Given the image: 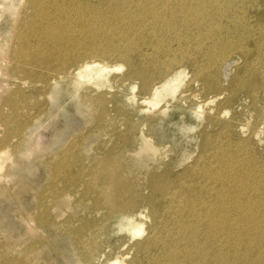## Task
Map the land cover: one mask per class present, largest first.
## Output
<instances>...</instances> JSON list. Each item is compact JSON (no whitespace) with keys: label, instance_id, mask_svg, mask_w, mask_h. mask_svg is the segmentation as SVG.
Here are the masks:
<instances>
[{"label":"rangeland","instance_id":"obj_1","mask_svg":"<svg viewBox=\"0 0 264 264\" xmlns=\"http://www.w3.org/2000/svg\"><path fill=\"white\" fill-rule=\"evenodd\" d=\"M27 1L16 0L15 9L5 13L0 2V264H122L121 259H125L123 264L139 263V259L142 264H147L137 245L159 233L158 228L168 243L172 244L178 238L175 248L181 247L180 264H194L195 260L200 264H264V0H143L142 6L138 7L135 6L137 0H116L117 3L115 0H94V3L93 0H57L64 5L57 12L55 7L51 10L54 13L50 28L52 37L40 40L41 34L27 31L25 43L20 40L21 33L29 28L40 29L33 25L39 18ZM88 1L99 5L95 8ZM194 5H201L198 9L203 10L201 20L209 21L201 22L199 26L197 20L200 17L197 19L195 15L193 26L190 24L186 30L181 23ZM150 9H158L168 18L176 13V34L181 41L172 42L177 60L157 76L155 71L147 74L132 72L130 63L121 59L119 53V50H130L131 47V51L134 47L142 48L149 53V59L143 61L138 54L131 53L132 59L137 65L142 62L153 64L150 57L159 52V44L156 40L149 41V31H140L147 47L142 37L134 45L131 41L135 33L131 30L136 20L134 16L146 14ZM125 30H130L128 39L117 34L120 31L126 33ZM163 33L165 35L158 33L160 38L168 35ZM45 40L49 42L44 43ZM52 44L60 45L62 54L57 49L58 52L53 54ZM76 52L82 57L76 56ZM64 53L73 60L69 61L64 73L70 71L73 76L56 80L54 76L66 67H62L65 56L60 58L61 61L58 59V54ZM72 55H75L74 59ZM169 56L174 58L165 53L160 59L164 61ZM77 57L81 61L86 58L110 67H122L113 69L109 76L106 74L99 82L107 88L100 89L86 81H77L74 68L81 62H76ZM216 59L218 62L214 61ZM153 67L158 68L156 72L163 68ZM178 72L183 73L179 87L172 93H163L157 101L153 100L149 89L160 87ZM64 73L61 75H66ZM150 80L153 82L148 88L146 83ZM142 133L150 138L148 143L141 141ZM148 144L157 149H150ZM101 170L109 182L99 179ZM91 171L98 174H90ZM111 181L125 186V191L118 192ZM260 183L263 184L260 186ZM176 206L180 207L179 212ZM127 210L128 215L140 211L147 219L142 221L137 216H130L123 221ZM122 222L127 226L144 223V235L131 238L127 230L120 227ZM188 226L183 235L181 231ZM209 243L216 245V250ZM208 249L211 252L206 251ZM187 250L192 253L183 257ZM117 260L119 262L115 263Z\"/></svg>","mask_w":264,"mask_h":264},{"label":"bare ground","instance_id":"obj_2","mask_svg":"<svg viewBox=\"0 0 264 264\" xmlns=\"http://www.w3.org/2000/svg\"><path fill=\"white\" fill-rule=\"evenodd\" d=\"M23 2L24 0H20V2ZM59 1V0H58ZM57 0H28L27 2L29 3V5L30 6H32V8H34L35 9V11H36V14L35 15H37V18H39L38 20H35V22H34V24L33 25H35L36 27L37 26H40V29H33V28H29V29H26L25 30V32H23V33H21L20 34V40H22V42H27L26 40H28V38H27V31H28V33H30V32H34V33H38V34H41V36H39L38 38H40V40H41V38L43 39V38H46V39H50L52 36V34L50 33V31H52L50 28L52 27V25H53V19H52V17H53V12L51 11L52 9H54V7L56 8V9H54L55 11L57 10V11H59V9L64 5V3H59ZM98 2H101L102 0H97ZM104 1V0H103ZM107 1H111V0H107ZM123 1V0H122ZM125 1V0H124ZM134 1V0H133ZM138 2L135 4V6L136 7H138V6H142V4H141V1H143V0H137ZM149 1V0H148ZM159 1V0H158ZM157 1V2H158ZM166 1V0H165ZM173 1V0H172ZM178 1V0H177ZM181 1H183V0H181ZM188 1V0H187ZM187 1H186V4H187ZM203 1V0H202ZM0 2H1V6H2V8L4 9V13L5 12H8V11H11V10H13V9H15V6H16V0H0ZM63 2V1H62ZM105 2V1H104ZM115 3H117L116 2V0L114 1ZM152 2H154V1H152ZM192 2V1H191ZM207 2V1H206ZM211 2H212V0H211ZM210 1H209V3H211ZM215 2H216V0H215ZM222 2H223V0H222ZM71 3V2H70ZM88 3L90 4V5H92V6H94L95 8H96V6H98L99 5V3H96V4H92V2L90 3L89 1H88ZM93 3H94V0H93ZM111 3V2H110ZM113 3V2H112ZM127 3H128V1H127ZM126 3V4H127ZM144 3H146V2H144ZM158 3H160V2H158ZM167 3V2H166ZM174 3V2H173ZM176 3V2H175ZM178 3V2H177ZM184 3V2H183ZM197 2H195V4H196ZM200 3V2H199ZM198 3V4H199ZM225 3V2H224ZM103 4V3H102ZM119 4V3H118ZM117 4V5H118ZM124 4V3H123ZM130 4V3H129ZM134 4V3H133ZM162 4V3H161ZM168 4V3H167ZM166 4V5H167ZM194 4V3H193ZM203 4V3H202ZM201 4V5H202ZM215 4V3H214ZM219 4V3H218ZM229 4V3H228ZM26 5H27V3H26ZM101 5V4H100ZM104 5V4H103ZM117 5H116V7H117ZM128 5V4H127ZM153 5V4H152ZM155 5V4H154ZM170 5H171V3H170ZM201 5H197L198 7H195V5L194 6H191L190 7V9L188 10V12H187V14L185 15V19L183 20V22L181 23V25H182V27H185L186 26V30H189V25L190 24H192L193 22H194V18H193V16H197V19H198V17H200L199 19L200 20H197V25H201V22H208L209 20H207L206 18H204V21L203 20H201V17L203 16L202 15V11L203 10H200V11H198V9H199V7L201 6ZM107 6V5H106ZM110 6V5H109ZM113 6H114V4H113ZM130 6V5H129ZM147 6V5H146ZM145 6V7H146ZM164 6V5H163ZM181 6V5H180ZM205 6V5H204ZM210 7V5H206V7ZM213 6V5H212ZM216 6V5H215ZM67 7H68V5H67ZM74 7V6H73ZM79 7V6H78ZM93 7V8H94ZM100 7V6H99ZM112 7V6H111ZM119 7V10H121L120 9V6H118ZM124 8H125V6H123ZM133 7V6H132ZM132 7H130V8H132ZM135 7V8H136ZM143 7H144V5H143ZM143 7H141L142 9H143ZM144 7V8H145ZM164 7H166V8H168L167 6H164ZM178 7V6H177ZM25 8V7H24ZM31 8V7H30ZM103 8V7H102ZM105 8V7H104ZM115 8V7H114ZM134 8V9H135ZM140 8V9H141ZM147 8V7H146ZM151 8V7H150ZM171 8H172V6H171ZM228 8V7H227ZM20 9V8H19ZM98 9V8H97ZM101 9V8H100ZM106 9V8H105ZM110 9V8H109ZM116 9V8H115ZM141 9V10H142ZM162 9V8H161ZM165 9V8H164ZM164 9H163V11H164ZM202 9V8H201ZM203 9H204V7H203ZM26 10V9H25ZM63 10V9H62ZM79 10V9H78ZM151 10V9H150ZM171 10H173V9H171ZM27 11V10H26ZM56 11V12H57ZM65 11V10H64ZM80 11V10H79ZM122 11H123V8H122ZM127 11V10H126ZM131 11V10H130ZM175 12H176V10H174ZM181 11V10H180ZM212 11V10H211ZM21 12V11H20ZM62 12V11H61ZM86 12V11H85ZM93 12H95V11H93ZM110 12H112V11H110ZM115 13H117L116 12V10L114 11ZM121 12V11H120ZM132 12V11H131ZM137 12H138V9H137ZM136 12V13H137ZM205 12H207L206 10H205ZM208 12H209V9H208ZM12 13V12H11ZM18 13H19V11H18ZM23 13V12H22ZM21 13V14H22ZM26 13V12H25ZM102 13H103V11H102ZM114 13V14H115ZM127 13H129V11H127ZM167 13V12H166ZM182 13V12H181ZM184 13V12H183ZM210 13V12H209ZM208 13V14H209ZM219 13V12H218ZM30 14H31V12H30ZM63 14V13H62ZM69 14V13H68ZM81 14V13H80ZM105 14V13H104ZM113 14V15H114ZM121 14V13H120ZM123 14V13H122ZM163 14V13H162ZM214 14H215V11H214ZM19 15H20V13H19ZM19 15H18V17H19ZM57 15H58V13H57ZM91 15V14H90ZM93 15V14H92ZM95 15V14H94ZM107 15V14H106ZM106 15H104V17L106 16ZM118 15V14H117ZM126 15V14H125ZM130 15V14H129ZM132 15H135V14H132ZM221 15V14H220ZM15 16V15H14ZM63 16V15H62ZM103 16V15H102ZM127 16H128V14H127ZM181 16V15H180ZM210 16H213V14L212 15H210ZM217 17H219L218 15H216ZM20 17H21V15H20ZM19 17V18H20ZM56 17V16H55ZM81 17V16H80ZM93 17V16H92ZM101 17V16H100ZM121 17V20L123 19L122 18V16H120ZM128 17H130V16H128ZM134 17H136V20L134 19V22L132 23V25H131V30H134L135 31V33L134 34H132V36H134V38H135V36H137L138 38L137 39H134L133 37V40H131L132 42H133V45L134 44H136V42L137 43H139L138 42V40L139 39H141V37L143 38V40H144V43H145V45H146V47H147V44H146V41H145V36H144V34H142L141 32L143 31L142 29H145V30H147V32L149 33V41H154L155 42V40L157 41V43L159 44L158 46H159V48L157 47V50L159 49V52H157V53H155L154 52V56L152 55V57H150V59L152 60V63L153 64H150V62L148 63V64H146V63H144V62H142V64L141 65H137V63H135V61L132 59V56L131 55H133L134 53L135 54H138L139 55V58H142L143 59V61H146V59L148 58V54L149 53H147V52H144L143 50H142V48H139V49H136L135 47H134V52L133 51H131V48L129 47V45H128V47L130 48V50H122V51H120L119 50V53L121 54L120 56H121V59L123 58V59H125V60H127L128 61V63H130V66H131V69H132V72L134 71L135 73H137V74H147V73H151V71H155V74H156V76L157 75H159L160 73H162V72H164V70H168V66H171V63L174 61L175 62V60H177V58L176 57H174L175 55H177L176 54V52H174L175 50L173 49V45H172V42L173 41H178L179 43L181 42L180 41V39H179V36H178V34H176V31H177V27H178V24L176 23V21H178L177 20V15H176V13H172L171 15H170V18H168V17H165V16H163V15H161V12H158V9L156 10H151L150 12H147L146 14H143V15H139L138 17L137 16H134ZM60 18V17H59ZM112 18V17H111ZM125 18V17H124ZM132 18H133V16H132ZM208 18V17H207ZM216 18V17H215ZM219 18H221V17H219ZM62 19V18H61ZM69 19V18H68ZM90 19H91V17H90ZM119 19V18H118ZM129 20H130V18H128ZM179 19V18H178ZM181 19V18H180ZM209 19H214V17H210ZM56 20V19H55ZM58 20H60V19H58ZM108 20V19H107ZM111 20V19H110ZM127 20V19H126ZM216 20L217 19H215V22H216ZM32 21H33V19H32ZM114 21V20H113ZM125 21V20H124ZM179 21H181V20H179ZM17 22V21H16ZM123 22V21H122ZM213 22V21H212ZM214 22V23H215ZM64 23V22H63ZM100 23V22H99ZM108 23V22H107ZM112 23V22H111ZM114 23V22H113ZM128 23V22H127ZM210 23V22H209ZM19 24H21V23H19ZM57 24V23H56ZM101 24H103V23H101ZM129 24V23H128ZM22 25V24H21ZM67 25V24H66ZM99 25V24H98ZM107 25V24H106ZM110 24H108V26H109ZM116 25V24H115ZM207 25V24H206ZM211 25V24H210ZM219 25V24H218ZM87 26V25H86ZM104 26V25H103ZM107 26V27H108ZM120 26V25H119ZM118 26V27H119ZM125 25H123V27H124ZM129 26V25H128ZM127 26V27H128ZM191 26H193V24L191 25ZM198 26V27H199ZM18 28H19V26H17ZM57 27V26H56ZM94 27V26H93ZM144 27V28H143ZM209 27V26H208ZM211 27V26H210ZM216 27H217V25H216ZM28 28V27H27ZM99 28V27H98ZM114 28V27H113ZM200 28V27H199ZM205 28H206V26H205ZM220 28V27H219ZM20 29V28H19ZM56 29V28H55ZM97 29V28H96ZM95 29V30H96ZM125 29V28H124ZM130 29V28H129ZM193 29V28H192ZM198 29V28H197ZM101 30V29H100ZM103 30V29H102ZM108 30V29H107ZM111 30V29H110ZM119 30V29H118ZM117 30V31H118ZM182 30V29H181ZM191 30V29H190ZM194 30V29H193ZM38 31H40V32H38ZM98 31V30H97ZM112 31V30H111ZM126 31V30H125ZM128 31H130V30H128ZM128 31H126V33L124 32V31H120V32H118L117 34L119 35V34H121V35H123L126 39H128L129 37H127L128 35H127V32ZM133 31V32H134ZM141 31V32H140ZM192 31V30H191ZM19 32V31H18ZM91 32H94V31H91ZM99 32V31H98ZM108 32V31H107ZM115 31H114V29H113V32L112 33H114ZM163 32H166L168 35L167 36H165V37H159V35H158V33H162L163 35H165ZM43 33V34H42ZM106 33V32H105ZM129 33V32H128ZM141 33V34H140ZM144 33V32H143ZM189 33V32H188ZM199 33V32H198ZM197 33V34H198ZM210 33V32H209ZM208 33V34H209ZM16 34V33H15ZM61 34V33H60ZM91 34V33H90ZM94 36H95V34L94 33H92ZM108 34V33H107ZM174 34V35H173ZM183 34V33H182ZM196 34V35H197ZM200 34V33H199ZM204 34V33H203ZM210 34H212V33H210ZM87 35V34H86ZM92 35V36H93ZM112 34H110V36H111ZM115 35V34H114ZM181 35V34H180ZM187 35V34H186ZM32 36V35H31ZM38 36V35H37ZM92 36H91V38H92ZM97 36H99V35H97ZM109 36V37H110ZM113 36V35H112ZM65 37H67V36H65ZM69 37V36H68ZM79 37V36H78ZM86 37V36H85ZM96 37V36H95ZM103 37V36H102ZM114 37V36H113ZM113 37H110V38H113ZM118 37V36H117ZM121 37V36H120ZM120 37H119V39H120ZM207 37V36H206ZM100 38V37H99ZM98 38V39H99ZM105 38V37H104ZM110 38H108V39H110ZM181 38V37H180ZM194 38V37H193ZM200 38V37H199ZM223 38V37H222ZM68 39V38H67ZM70 39V38H69ZM80 39V38H79ZM78 39V40H79ZM92 39H95V38H92ZM92 39H90V40H92ZM107 39V38H106ZM122 39V38H121ZM185 39V38H184ZM15 40H16V37H15ZM63 40H65V39H63ZM86 40V39H85ZM89 40V39H88ZM101 40V39H100ZM104 40V39H103ZM148 40V39H147ZM187 40V39H186ZM199 40V39H198ZM32 41V40H31ZM34 41V40H33ZM60 41H62V40H60ZM59 41V42H60ZM109 41V40H108ZM113 41V40H112ZM115 41V40H114ZM119 41V40H118ZM130 41V42H131ZM197 41V40H196ZM44 43H46V42H49V41H47V40H45V41H43ZM55 42V41H54ZM53 42V43H54ZM86 42V41H85ZM88 42V41H87ZM95 42V41H94ZM100 42V41H99ZM123 42V41H122ZM17 43V42H16ZM63 43V42H62ZM78 43V42H77ZM90 43V42H89ZM102 43V42H101ZM105 43V42H104ZM121 43V42H120ZM119 43V44H120ZM124 43V42H123ZM123 43H121V45L123 44ZM141 43H142V41H141ZM177 43V42H176ZM187 43V42H186ZM185 43V44H186ZM189 43V42H188ZM192 43V42H191ZM190 43V44H191ZM20 44V43H19ZM85 44V43H84ZM83 44V45H84ZM110 44V43H109ZM112 42H111V46H112ZM127 44V43H126ZM125 44V45H126ZM131 44V43H130ZM163 44H166V45H163ZM175 44V43H174ZM194 44V43H193ZM69 45V44H68ZM79 45V44H78ZM82 45V46H83ZM97 45V44H96ZM102 45H103V43H102ZM108 45V44H107ZM121 45H118V46H121ZM132 45V46H133ZM138 45V44H137ZM136 45V46H137ZM157 45V44H156ZM176 45V44H175ZM179 45H181V44H179ZM192 45V44H191ZM47 47H49L48 45H46ZM88 46V45H87ZM101 46V45H100ZM99 46V47H100ZM149 46V45H148ZM151 46V45H150ZM173 46V47H172ZM195 46V45H194ZM51 49H52V51H53V54H55V51H56V49L59 51V53H61L62 54V52H61V46L59 45V46H57V45H54V44H52L51 45ZM64 47V46H63ZM66 47H68V46H66ZM65 47V48H66ZM73 47V46H72ZM72 47L70 48V49H72ZM80 47H81V44H80ZM93 47V46H92ZM114 47H115V45H114ZM127 47V46H126ZM154 47V46H153ZM176 47H178V46H176ZM184 46H182V47H180V50H182V48H183ZM193 47V46H192ZM18 48V47H17ZM16 48V49H17ZM86 48V47H85ZM94 48V47H93ZM92 48V49H93ZM103 48V47H102ZM106 48V47H105ZM104 48V49H105ZM161 48H163V51H161L162 49ZM188 48H190V47H188ZM87 49V48H86ZM106 49H109V48H106ZM117 49H119V48H117ZM151 49V48H150ZM177 49V48H176ZM22 50V49H21ZM67 50V49H66ZM74 50V49H73ZM103 50V49H102ZM116 50V49H115ZM114 50V51H115ZM186 50H187V48H186ZM2 51V50H1ZM27 51V50H26ZM58 51H56V52H58ZM100 51L101 50H99V54H100ZM147 51V50H146ZM179 51V50H178ZM185 51V50H184ZM43 52V51H42ZM67 52V51H66ZM72 52V51H71ZM74 52V51H73ZM80 52V51H79ZM85 52V51H84ZM87 52H88V50H87ZM92 52V51H91ZM97 52V51H96ZM105 52H107L106 50H105ZM104 52V53H105ZM182 52V51H181ZM261 52H262V50H261ZM25 53V52H24ZM27 53V52H26ZM25 53V54H26ZM82 53V52H81ZM98 53L96 54L97 56H98ZM112 53V52H111ZM115 53V52H114ZM131 53H133V54H131ZM165 53L167 54V55H173V59H171L170 58V56H169V58H164L165 60L164 61H162L160 58H163L162 57V55L164 54L165 55ZM30 54V53H29ZM61 54H58V56H59V58L58 59H60V58H62L63 56H65V58L63 57V63H62V67H65V68H62L63 69V71L61 72V73H59V75H55L54 76V78H56V80H60V79H62V78H65L66 76L67 77H69V76H73V75H70V71L69 72H66V73H64L65 72V69H67L68 68V64H69V61L71 60L70 59V57L69 56H66L65 55V53H64V55H61ZM76 54H77V52H76ZM89 54V53H88ZM87 54V55H88ZM91 54H93V53H91ZM109 54H110V52H109ZM152 54V53H151ZM150 54V55H151ZM182 54H183V52H182ZM182 54H180V55H182ZM184 54H185V52H184ZM86 55V54H85ZM85 55H84V57H85ZM149 55V56H150ZM44 56V55H43ZM53 56V55H52ZM73 56V55H72ZM76 56H79V53L76 55ZM92 56V55H91ZM100 56V55H99ZM103 56V55H102ZM105 56V55H104ZM115 56V55H114ZM117 56V55H116ZM115 56V57H116ZM119 56V57H120ZM179 56V55H178ZM177 56V57H178ZM9 57V56H8ZM74 57H75V55L72 57V59H74ZM82 57V55L80 54V56H79V58H81ZM94 57V56H93ZM114 57V58H115ZM118 56H117V58H119ZM136 57V56H135ZM33 58H34V56H33ZM107 58V57H106ZM182 58V57H181ZM217 58H218V56H217ZM35 59V58H34ZM39 59H40V57H39ZM86 59V58H85ZM80 60V59H78V57H77V61L76 62H78V60H80L81 62L76 66V68H74L75 70V72H74V75H76V76H78V79L79 80H77L78 82H84V81H86V82H88V83H91V85L93 86V85H96L98 88H100V87H102L103 85L99 82L100 80H102L104 77H106V74H108L109 72H112V70L113 69H115V70H118V69H120L122 66H114V67H110L109 65H107L106 63H102V62H97V61H88V60ZM149 59V58H148ZM7 61H8V58L6 59ZM6 60H4V61H6ZM32 60V59H31ZM36 60V59H35ZM60 61H61V59H60ZM71 61H73V60H71ZM181 61V60H180ZM214 61H216V62H218L217 61V59L216 60H214ZM42 62V61H41ZM75 62V61H74ZM73 62V63H74ZM176 62H178V61H176ZM7 63V62H6ZM59 63H61V62H59ZM58 63V64H59ZM143 63H144V65H143ZM41 64V63H40ZM77 64V63H76ZM47 65V64H46ZM72 65V64H71ZM45 66V65H44ZM153 66H156V67H159V66H161V67H163V68H161V70L159 71V72H156L157 71V69L158 68H154ZM49 67V66H48ZM262 68H264V67H262ZM264 70V69H263ZM59 71V70H58ZM262 71V70H261ZM66 74V75H61V74ZM154 73V72H153ZM264 73V72H263ZM58 74V73H57ZM183 73L182 72H178L174 77H172V78H168V79H166L164 82H163V84L160 86V87H154L153 89L151 88V89H149L150 90V93H152V95H153V100H155V101H157L158 100V98L160 97V96H162V94L163 93H167V94H169V93H172V92H174L178 87H179V85H180V77H181V75H182ZM110 74H108V76H109ZM107 76V77H108ZM52 77V76H51ZM148 79H149V77H148ZM104 80V79H103ZM108 81H109V79H108ZM104 82V81H103ZM152 82H153V80H150L149 82H147L146 83V85H149L148 86V88L150 87V85L152 84ZM50 83H52V82H50ZM54 83V82H53ZM107 83V82H106ZM110 83V82H109ZM111 84V83H110ZM52 86V85H51ZM50 86V87H51ZM55 86V85H54ZM81 87H83V86H81ZM104 87H106V86H104ZM104 87H102V89H104ZM111 87V86H110ZM97 88V89H98ZM107 88V87H106ZM101 89V88H100ZM108 89H110V88H108ZM55 93V92H54ZM58 102V101H57ZM144 102H146V101H144ZM213 138V137H212ZM228 138V137H227ZM141 141L143 142V143H148L149 142V137H147V136H145L143 133L141 134ZM211 140V139H210ZM214 143V142H213ZM37 144V143H36ZM214 144H216V143H214ZM148 146H150L149 144H148ZM214 146V145H213ZM219 146V145H218ZM222 147V146H221ZM223 147H225V146H223ZM228 147V146H227ZM230 147V146H229ZM211 148V147H210ZM213 148H215V147H213ZM217 148V147H216ZM220 148V147H219ZM150 149H152V150H156L157 148H155L154 146H150ZM232 149V148H231ZM218 150V149H217ZM249 150V149H248ZM221 151V150H220ZM223 151L225 152V149H223ZM155 152V151H154ZM153 152V153H154ZM213 152V151H212ZM232 153H234L233 151H231ZM64 153V152H63ZM209 153V152H208ZM219 153H221V152H219ZM229 153H230V151H229ZM67 154V153H66ZM213 154V153H212ZM227 154V153H226ZM211 155V154H210ZM232 155H234V154H232ZM62 156V155H61ZM214 156V155H213ZM229 156H231L230 154H229ZM240 156V155H239ZM216 157V156H215ZM217 157H218V155H217ZM216 157V158H217ZM227 157V156H226ZM224 158V157H223ZM240 158H241V156H240ZM207 159V158H206ZM209 159V158H208ZM222 159V158H221ZM220 159V160H221ZM219 160V159H218ZM238 160V156H236V161ZM55 161V160H54ZM61 161V160H60ZM203 161H204V158H203ZM223 161V160H222ZM228 161H229V159H228ZM232 161V160H231ZM210 162V161H209ZM215 162V161H214ZM224 162V161H223ZM233 162V161H232ZM55 163V162H54ZM199 163V162H198ZM207 163V162H206ZM216 163H218V162H216ZM221 163V162H220ZM227 163V162H226ZM225 163V164H226ZM237 163H238V161H237ZM243 163V162H242ZM245 163V162H244ZM56 164V163H55ZM211 164V163H210ZM209 164V165H210ZM224 164V163H223ZM222 164V165H223ZM228 164V163H227ZM236 164V163H235ZM241 164V163H240ZM209 165H208V168H210L209 167ZM233 164H231V168L233 167L232 166ZM236 165H238V168H239V164H236ZM246 165V164H245ZM251 165V164H250ZM67 166V165H66ZM207 166V165H206ZM206 166H204V168L206 167ZM216 166V165H215ZM220 166V165H219ZM226 166V165H225ZM197 167V166H196ZM54 168V167H53ZM69 168V167H68ZM199 168V167H198ZM202 168V170H203V166L201 167ZM221 168V167H220ZM245 169H246V167H244ZM57 169V168H56ZM211 169V168H210ZM213 169V168H212ZM211 169V170H212ZM217 169V168H216ZM233 169V168H232ZM241 169V168H240ZM250 169V168H249ZM67 170V169H66ZM210 170V171H211ZM219 170V169H218ZM217 170V171H218ZM223 170H224V168H223ZM243 170V169H242ZM198 171H200L201 172V170L200 169H198ZM220 171H221V169H220ZM229 171H230V169H229ZM263 171V170H262ZM59 172V171H58ZM94 172H96V171H91L90 172V174H93ZM199 172V173H200ZM242 173H243V171H241ZM246 172H247V170H246ZM251 172V171H250ZM68 173V172H67ZM66 173V174H67ZM97 173V172H96ZM197 173V172H196ZM203 173V172H202ZM201 173V175H203ZM213 173H215V172H213ZM220 173V172H219ZM239 173H240V171H239ZM238 173V174H239ZM241 173V174H242ZM244 173H245V171H244ZM243 173V174H244ZM262 173V172H261ZM98 174V173H97ZM209 174V173H208ZM223 174V173H222ZM221 174V175H222ZM237 174V173H236ZM248 174V173H247ZM220 175V174H219ZM263 175V174H262ZM54 176H55V174H54ZM98 176H99V179L101 180V181H104V182H107L108 180V176L104 173V171L103 170H101V172L98 174ZM210 176H211V174H210ZM218 176V175H217ZM240 176V175H239ZM242 176H244V175H242ZM71 177V176H70ZM203 177V176H202ZM202 177H199V178H201L202 179ZM216 177V176H215ZM59 178V177H58ZM211 178H212V176H211ZM220 178V177H219ZM219 178H217V179H219ZM239 178V177H238ZM264 177H262V179H263ZM188 179V178H187ZM193 179V178H192ZM205 179V178H204ZM203 179V180H204ZM56 180V179H55ZM199 180V179H198ZM239 180V179H238ZM182 181V180H181ZM208 181H210V180H208ZM241 181V180H240ZM53 182H55V181H53ZM109 182V181H108ZM174 182V181H173ZM188 182V181H187ZM193 182V181H192ZM199 182V181H198ZM203 182V181H202ZM206 182V181H205ZM235 182V181H234ZM262 182V181H261ZM204 183V182H203ZM82 184V183H81ZM111 185H112V187L113 188H115L118 192L119 191H125V189H126V187L125 186H123V185H119L118 183H116L115 181H111V183H110ZM209 184H211V183H209ZM231 184V183H230ZM263 184V183H262ZM261 183H260V186L262 185ZM56 185V184H55ZM54 185V186H55ZM193 185V184H192ZM196 185V184H195ZM228 185V184H227ZM232 185V184H231ZM234 185H236V184H234ZM190 186V185H189ZM188 186V187H189ZM206 186V185H205ZM243 186V185H242ZM262 186H264V185H262ZM167 187H169V186H167ZM200 187H202L201 186V183H200ZM199 187V188H200ZM228 187V186H227ZM226 187V188H227ZM256 187V186H255ZM186 188V187H185ZM231 188V187H230ZM236 187H234V189H235ZM244 189H245V187H243ZM52 189V188H51ZM169 189V188H168ZM174 189V188H173ZM182 189H183V187H182ZM202 189V188H201ZM217 189H219V188H217ZM242 189V188H241ZM256 189V188H255ZM165 190V189H164ZM186 190V189H185ZM206 190H207V187H206ZM211 190V189H210ZM229 190V189H228ZM237 190H238V188H237ZM240 190V189H239ZM254 190V189H253ZM52 191V190H51ZM171 191V190H170ZM173 191V190H172ZM195 191H196V189H195ZM201 191V190H200ZM212 191V190H211ZM214 191H216V190H214ZM220 191V190H219ZM223 191V190H222ZM221 191V192H222ZM80 192V191H79ZM165 192V191H164ZM175 192V191H174ZM186 192H187V190H186ZM218 192V191H217ZM224 192V191H223ZM235 192V191H234ZM51 193V192H50ZM56 193V192H55ZM166 193V192H165ZM181 193V192H180ZM189 193V192H188ZM194 193H196V192H194ZM199 193V192H198ZM210 193V192H209ZM241 193V192H240ZM240 193H238V194H240ZM57 194V193H56ZM56 194H54V195H56ZM68 194V193H67ZM170 194V193H169ZM182 194V193H181ZM206 194V193H205ZM217 194V193H216ZM216 194H213V195H216ZM234 194V193H233ZM237 194V195H238ZM242 194V193H241ZM65 195V194H64ZM171 195V194H170ZM184 196H185V193L183 194ZM208 195V194H207ZM213 195H211V196H213ZM221 195H223V194H221ZM244 195V194H243ZM179 196V195H178ZM191 196V195H190ZM201 197V195H198V197ZM218 196V195H217ZM67 197V196H66ZM69 197V196H68ZM159 197H161V196H159ZM170 197V196H169ZM186 197V196H185ZM185 197H184V199H185ZM199 197V198H200ZM221 197V196H220ZM223 197V196H222ZM232 197V196H231ZM233 197H235V195L233 196ZM241 197V196H240ZM247 197H248V195H247ZM53 198H54V196H53ZM106 198V197H105ZM175 198V197H174ZM174 198H172V199H174ZM187 198V197H186ZM205 198V197H204ZM212 198V197H211ZM237 198V197H236ZM71 199V198H70ZM159 199V198H158ZM164 199V198H163ZM178 199V198H177ZM183 199V198H182ZM188 199V198H187ZM213 199V198H212ZM221 199V198H220ZM223 199V198H222ZM241 199V198H240ZM242 199H244V198H242ZM250 199V198H249ZM43 200V199H42ZM165 200V199H164ZM192 200V199H191ZM202 200V199H201ZM200 200V201H201ZM203 200H205V199H203ZM210 200V199H209ZM214 200V199H213ZM217 200V199H216ZM235 200V199H234ZM256 200V199H255ZM254 200V201H255ZM179 201H180V199H179ZM181 201H183V200H181ZM189 201V200H188ZM194 201V200H193ZM199 201V200H198ZM253 201V200H252ZM43 202V201H42ZM132 202H134V201H132ZM173 202V201H172ZM176 202V201H175ZM186 202V201H185ZM204 202H207L206 200L204 201ZM213 202V201H212ZM215 202V201H214ZM213 202V203H214ZM218 202H220L219 200H218ZM226 202V201H225ZM224 202V203H225ZM232 202H233V200H232ZM246 202V201H245ZM59 203V202H58ZM201 203V202H200ZM200 203L198 204V205H200ZM216 203V202H215ZM222 203V202H221ZM237 203H238V201H237ZM236 203V204H237ZM256 203V202H255ZM131 204V203H130ZM169 204H171V203H169ZM174 204V203H173ZM172 204V205H173ZM179 204V203H178ZM187 204V203H186ZM185 204V205H186ZM201 204H203V203H201ZM210 204V203H209ZM212 204V203H211ZM218 204V203H217ZM216 204V205H217ZM229 204V203H228ZM233 204V203H232ZM235 204V205H236ZM165 205V204H164ZM188 205V204H187ZM186 205V206H187ZM194 205H195V203H194ZM213 205V204H212ZM212 205H211V207H212ZM220 205V204H219ZM234 205V206H235ZM238 205H239V203H238ZM238 205L236 206V207H238ZM244 205V204H243ZM157 206H158V204H157ZM170 206V205H169ZM178 206V205H177ZM176 206V207H177ZM185 206V207H186ZM201 206H203V205H201ZM227 206V205H226ZM245 206V205H244ZM252 206V205H251ZM129 207V206H128ZM190 207V206H189ZM195 207V206H194ZM204 207H205V205H204ZM209 207V206H208ZM233 207V206H232ZM248 207H249V205H248ZM158 208V207H157ZM167 208V207H166ZM165 208V209H166ZM178 208V212H179V208L180 207H177ZM184 208V207H183ZM190 208H192V206L190 207ZM202 209H203V207H201ZM200 208V209H201ZM206 209H207V207H205ZM224 208H225V206H224ZM240 208V207H239ZM250 208V207H249ZM129 209V208H128ZM174 209V208H173ZM182 209V208H181ZM188 209V208H187ZM194 209H196V207L194 208ZM200 209H198V210H200ZM210 209V208H209ZM229 209V208H228ZM230 209H232V208H230ZM244 209V208H243ZM245 209H247V208H245ZM122 210H125L124 208L122 209ZM157 210V209H156ZM183 210V209H182ZM211 210V209H210ZM234 210V209H233ZM232 210V211H233ZM239 210H241V209H239ZM249 210V209H248ZM41 211V210H40ZM175 211V210H174ZM176 211V212H177ZM191 211V210H190ZM195 211V210H194ZM203 211V210H202ZM202 211L200 212L201 214H202ZM208 211V210H207ZM228 211H230V210H228ZM242 211V210H241ZM245 211V210H244ZM128 210H127V213L123 216V218H122V220L123 221H126L127 219H129V217L130 216H137V218H139L140 220H142V221H144L145 219H147V216L146 215H144V214H142V212H136V213H133V214H129L128 215ZM159 212V211H158ZM172 212V211H171ZM171 212H170V216H172L171 215ZM192 212H193V210H192ZM191 212V213H192ZM224 212V211H223ZM163 213V212H162ZM169 213V212H168ZM173 213V212H172ZM189 213V212H188ZM191 213H190V216H192L191 215ZM194 213V212H193ZM195 213H197V212H195ZM206 213V212H205ZM227 213V212H226ZM242 213L243 212H241V216L240 217H242ZM247 213H249V212H247ZM259 213V212H258ZM34 214V213H33ZM175 214H177V213H175ZM183 214V213H182ZM200 214V215H201ZM207 214V213H206ZM209 214V213H208ZM212 214V213H211ZM228 214H229V212H228ZM237 214V213H236ZM239 214V213H238ZM35 215V214H34ZM178 215V214H177ZM184 215V214H183ZM195 215V214H194ZM223 215H224V213H223ZM247 215V214H246ZM166 216H167V214H166ZM175 216V215H174ZM180 216V215H179ZM182 216V215H181ZM189 216V217H190ZM225 216V215H224ZM230 216V215H229ZM228 216V217H229ZM232 216V215H231ZM234 216V215H233ZM120 217V216H119ZM162 217V216H161ZM177 217V216H176ZM187 217V216H186ZM194 217V216H193ZM192 217V218H193ZM198 217V216H197ZM200 217V216H199ZM198 217V218H199ZM204 217H205V215H204ZM235 217V216H234ZM247 217H250V216H247ZM29 218V217H28ZM31 219H32V216L30 217ZM116 218V217H115ZM180 218H182V217H180ZM207 218V217H206ZM230 218V217H229ZM25 219V218H24ZM144 219V220H143ZM166 219V218H165ZM168 219V218H167ZM175 219V218H174ZM183 219H186V218H184L183 217ZM183 219H181V220H183ZM187 219H189V218H187ZM240 219V218H239ZM190 220V219H189ZM192 220V219H191ZM190 220V221H191ZM195 220V219H194ZM197 220V219H196ZM226 220H227V218H226ZM31 221V220H30ZM34 220L32 219V222H33ZM167 221V220H166ZM166 221H164V222H166ZM172 221V220H171ZM175 221V220H174ZM219 221V220H218ZM224 221V220H223ZM163 222V223H164ZM176 222V221H175ZM182 222V221H181ZM187 222V221H186ZM25 224H26V222H24ZM189 223V222H188ZM191 223H194V224H196L195 222H191ZM202 224H203V222H201ZM218 223V222H217ZM35 224V223H34ZM179 224V223H178ZM185 224V223H184ZM219 224H220V222H219ZM224 224V223H223ZM228 224V223H227ZM253 224V223H252ZM26 225H28V224H26ZM144 223H141V224H133L132 225V223L130 224V226H127V225H125L124 224V222H122L121 223V225H120V227L122 228V229H125V230H127V232H128V234L131 236V238H134V237H139L140 235H144L143 233H145V228H144ZM159 225V224H158ZM192 225V224H191ZM217 225V224H216ZM221 225V224H220ZM219 225V226H220ZM29 226V225H28ZM218 226V225H217ZM218 226V227H219ZM25 227V226H24ZM155 227H159V226H155ZM182 227H184V226H182ZM193 227H195V225L193 226ZM203 227V226H202ZM217 227V228H218ZM224 227V226H223ZM222 227V228H223ZM259 227V226H258ZM37 228V227H36ZM163 228V227H162ZM173 228V227H172ZM175 228V227H174ZM196 228V227H195ZM222 228H220L221 230H222ZM227 228V227H226ZM29 229V228H28ZM31 229V228H30ZM29 229V230H30ZM153 229H155L156 231H157V229L156 228H153ZM152 229V230H153ZM159 229V233H157V234H155V236L153 237L152 236V238H150V240H146V241H142V242H139L138 243V251L140 252V253H142L145 257V260L147 261V264H180L179 262V257H178V254H179V250L181 249V247H180V249L179 250H177V248H175L176 246V243H177V239L175 238V240L174 239H172V241L174 240V242L172 243V244H170V243H168L167 242V240L165 239L166 238V236H165V238L163 237V235H164V233H162V231L160 230V228H158ZM164 229H166V228H164ZM178 229V228H177ZM182 229V228H181ZM187 229H189V226H188V228H185V230H183V231H181V233H183V235H185L186 234V231H187ZM203 229V228H202ZM259 229V228H258ZM262 229V228H261ZM39 230H41V229H39ZM170 230V229H169ZM207 230V229H206ZM205 230V231H206ZM230 230V229H229ZM228 230V231H229ZM248 230V229H247ZM164 232H165V230H163ZM190 231V230H189ZM193 231V230H192ZM224 231H225V227H224ZM223 231V232H224ZM231 231V230H230ZM155 232V231H154ZM174 231H172V233H173ZM151 233V232H150ZM149 233V234H150ZM165 233H167V232H165ZM171 233V232H170ZM174 233H176V231L174 232ZM199 233V232H198ZM198 233H196L197 235H200V234H198ZM201 233H202V231H201ZM203 233H205V232H203ZM213 233H215V232H213ZM220 233V232H219ZM169 234V233H168ZM167 234V235H168ZM190 234H192V233H190ZM194 234H195V231H194ZM209 234V233H208ZM218 234V233H217ZM216 233H215V235H217ZM231 234V233H230ZM152 235V234H151ZM150 235V236H151ZM154 235V234H153ZM166 235V234H165ZM174 235V234H173ZM172 235V236H173ZM189 235V234H188ZM193 235V234H192ZM207 235V234H206ZM211 235H212V233H211ZM219 235V234H218ZM226 235H228V234H226ZM147 236H148V234H147ZM169 236V235H168ZM171 236V237H172ZM175 236H176V234H175ZM209 236H210V234H209ZM214 236V235H213ZM188 237V236H187ZM191 237V236H190ZM195 237H198V236H195ZM205 237V236H204ZM224 237V236H223ZM223 237H221L220 238V240H222V238ZM169 238H170V236H169ZM184 238V237H183ZM208 239H209V237H207ZM211 238V237H210ZM216 238V237H215ZM215 238H213V240L215 239ZM231 238H233V237H231ZM260 238V237H259ZM190 239H193V237L192 238H190ZM205 239V238H204ZM228 239V238H227ZM227 239H226V241H227ZM170 240V239H169ZM182 240H185V238L184 239H182ZM188 240V239H187ZM198 240V239H197ZM219 240V241H220ZM235 240V239H234ZM237 240H238V238H237ZM171 241V242H172ZM192 241H194V240H192ZM209 241V240H208ZM208 241H206V242H208ZM239 241V240H238ZM238 241H235V242H237V244L239 243ZM179 242H181V240L179 241ZM185 242V241H184ZM188 242V241H187ZM200 242V241H199ZM205 242V243H206ZM210 242V241H209ZM212 242H214V241H212ZM211 242V243H212ZM216 242V241H215ZM221 242V241H220ZM219 242V243H220ZM225 242V241H224ZM197 243V242H196ZM204 243V244H205ZM211 243H209V244H211ZM227 243V242H226ZM243 243V242H242ZM179 244V243H178ZM186 244V243H185ZM194 244V243H193ZM192 244V245H193ZM200 244V243H199ZM215 244V243H214ZM237 244H235L234 243V245H237ZM187 245V244H186ZM191 244H190V246H192ZM212 245V244H211ZM222 245H223V243H222ZM231 245V244H230ZM233 245V246H234ZM240 246H241V244H239ZM188 246V245H187ZM195 246H198V245H195ZM201 246V245H200ZM200 246H199V248H200ZM213 246V245H212ZM214 246H216V245H214ZM213 246V248L215 249V247ZM194 247V246H193ZM211 246H209V247H207V244H206V248H210ZM223 247V246H222ZM228 247V246H227ZM191 249H192V247H190ZM199 248L197 249V250H199ZM203 248H204V245H203ZM218 248V247H217ZM219 248H221V246L219 247ZM237 249L239 248V247H236ZM76 249V248H75ZM211 249V248H210ZM231 249H234V248H231ZM230 249V250H231ZM216 250V249H215ZM220 250V249H219ZM226 250H228V249H226ZM235 250V249H234ZM247 250V249H246ZM193 251V250H192ZM194 251H195V248H194ZM206 251H209V249L208 250H206ZM211 251H212V249H211ZM211 251H209V252H211ZM237 251H239V250H237ZM248 251V250H247ZM249 251H251V250H249ZM181 252V251H180ZM199 252V251H198ZM197 252V253H198ZM220 252V251H219ZM219 252H218V256L220 257V255H219ZM227 252V251H226ZM230 252H232V251H230ZM138 253V252H137ZM182 253V252H181ZM191 254L192 252H191V250H187L182 256L184 257V256H186V255H188V254ZM200 253V252H199ZM202 253H204V252H202ZM207 254H208V252H206ZM234 253V252H233ZM236 253H238V252H236ZM235 253V254H236ZM239 253H240V251H239ZM244 253H246V252H244ZM255 253V252H254ZM253 253V254H254ZM261 253V252H260ZM189 254V255H190ZM201 254V253H200ZM200 254H197V256L198 255H200ZM210 254V253H209ZM227 254H229V253H227ZM252 254V253H251ZM137 255H139V254H137ZM193 255V254H192ZM191 255V256H192ZM213 255H214V253H213ZM231 255H234V254H231ZM244 255H246V254H244ZM259 255V254H258ZM262 255V254H261ZM196 256V257H197ZM217 256V255H216ZM222 256V255H221ZM225 256H227L226 254H225ZM246 256H248V255H246ZM255 256V255H254ZM264 256V255H263ZM141 257V256H140ZM193 257H194V255H193ZM201 257V256H200ZM204 257V256H203ZM207 257V256H206ZM238 257V256H237ZM242 257H243V255H242ZM259 257V256H258ZM139 258V257H138ZM192 258V257H191ZM205 258V257H204ZM209 258V257H208ZM214 259H215V257H213ZM223 258H224V256H223ZM249 258V257H248ZM255 258V257H254ZM260 258V257H259ZM134 259V258H133ZM186 259H187V257H186ZM200 259H202V258H200ZM212 259V258H211ZM238 259H239V257H238ZM138 260V259H137ZM177 260V261H176ZM190 260H192V259H190ZM209 260V259H208ZM208 260H207V262H208ZM216 260H218V259H216ZM232 260H235L236 262H237V260L236 259H232ZM247 260V259H246ZM262 260V259H261ZM185 261V260H184ZM221 261H222V259H221ZM220 261V262H221ZM227 261H228V259H227ZM248 261V260H247ZM260 261V260H259ZM263 261V260H262ZM117 262H119V260H117L115 263H117ZM122 264L125 262V259H121V261H120ZM192 261H190V263H191ZM194 262V261H193ZM195 262H197L196 260H195ZM195 262H194V264H195ZM199 262V261H198ZM197 262V263H198ZM218 262V261H217ZM231 262V261H230ZM236 262H234V263H236ZM241 262H244V261H241ZM240 262V263H241ZM261 262V261H260ZM264 262V261H263ZM88 263V262H87ZM132 263H134V261L132 262ZM146 263V262H145ZM203 263V262H202ZM201 263V264H202ZM205 263V262H204ZM215 263V262H214ZM233 263V262H232ZM248 263V262H247ZM90 264V263H89ZM93 264V263H92ZM135 264H142V260H140L139 259V263L138 262H136ZM184 264V263H183ZM189 264V263H188ZM198 264H200V263H198ZM205 264H207V263H205ZM217 264V263H216ZM238 264V263H237ZM262 264V263H261Z\"/></svg>","mask_w":264,"mask_h":264}]
</instances>
